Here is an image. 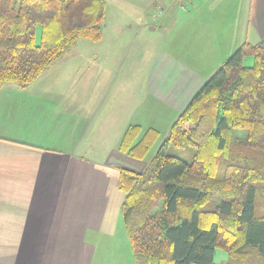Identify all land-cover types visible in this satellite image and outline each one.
<instances>
[{"label": "trees", "instance_id": "obj_1", "mask_svg": "<svg viewBox=\"0 0 264 264\" xmlns=\"http://www.w3.org/2000/svg\"><path fill=\"white\" fill-rule=\"evenodd\" d=\"M105 20L106 0H0V86H29L77 41L100 42ZM248 56L253 67L243 64ZM159 136L130 126L119 151L142 161ZM187 147L196 149L191 163L168 153ZM118 187L136 264H216L218 249L228 264H264V43L243 44L146 171L122 170Z\"/></svg>", "mask_w": 264, "mask_h": 264}, {"label": "crops", "instance_id": "obj_2", "mask_svg": "<svg viewBox=\"0 0 264 264\" xmlns=\"http://www.w3.org/2000/svg\"><path fill=\"white\" fill-rule=\"evenodd\" d=\"M128 6L138 15L132 25L122 21ZM110 11L112 27L135 25L146 38L164 30L175 47L199 40L202 56L218 51L222 39L218 65L245 43H264V0H106V20ZM105 29L100 42L79 40L66 53L77 55L66 62H91L88 68L77 61L64 65V55L29 86H0V264H117L98 259L99 251L111 252L99 238L115 235L113 211L125 198L118 187L122 170H136L142 162L121 153L119 144L128 127L142 125L107 117L106 110L101 118L114 131L96 121L84 76L91 70L101 76L94 62L119 59L87 54L89 44H103ZM204 76L194 74L169 107L182 114L206 84ZM77 77L78 87L71 85ZM99 84L101 93L104 82ZM127 247L125 260L136 264L130 242Z\"/></svg>", "mask_w": 264, "mask_h": 264}, {"label": "rangeland", "instance_id": "obj_3", "mask_svg": "<svg viewBox=\"0 0 264 264\" xmlns=\"http://www.w3.org/2000/svg\"><path fill=\"white\" fill-rule=\"evenodd\" d=\"M127 9L128 11L122 21L132 25L133 21L136 22L138 15H133L130 6ZM114 14L110 11L108 19L104 23L106 36L103 44H89L92 45V48L87 49V54L108 57L117 56L119 59H117L118 61L104 59L94 62L93 64L100 68L101 76L99 77V75L92 73L91 70V73H87L84 76L85 81L83 86L90 88L88 100L92 103L95 102L97 105V122L103 120L102 122L104 123L105 118H101V114L106 110L105 114L108 115L107 117H115L116 119L124 117V123L131 121L139 122L142 125V132L151 127L159 132L160 136L157 142L146 157L142 162H137L139 163L138 166L134 165L136 170L130 169L143 173L155 158L160 146L168 137L171 127L181 114L169 107V101L176 102L175 100L179 99V93H182L181 90L194 78V74L204 72L205 76L203 78H208V73L212 72L214 74L215 70L207 68V66H218L216 70H219L231 55L223 63H219L220 65H218V60L223 54L224 45L222 47V39L221 44L218 46V51L212 50L210 54L202 56L199 40L186 41L185 45L175 47L170 44V39H167L164 30L156 32L153 38H146L143 36L144 32L139 31L135 25L131 28L127 25H123L120 28L112 27L110 23L116 20L113 16ZM185 16L187 17L188 14ZM181 19L185 18L182 17ZM40 33L41 28L38 27V43L40 42ZM86 43L93 42L86 41ZM82 54L83 52L78 50V55L81 56ZM69 55H73V53L65 54L64 60H62L64 61V65ZM76 61L72 59V62L66 63L76 64ZM254 62L255 58L248 56L244 58L243 64L245 67H253ZM76 65L81 69H86L92 63L77 61ZM61 75L65 76V73ZM209 78L207 80L205 79L206 82ZM79 81V77L74 78L71 85L78 87ZM101 81L104 82V85L101 86L103 90L99 93L98 89L100 88L99 83ZM155 89H160L162 93H156L155 95ZM182 99L183 97L181 96L178 103H181L183 101ZM96 111H92V115H95ZM105 121L107 122V119ZM106 124L101 125L103 130L112 131L114 124ZM132 125L134 124L132 123ZM101 126L98 127L96 125V128L99 129ZM237 133L240 135L246 134L242 131H238ZM168 153L171 156L191 163L196 149L193 147L184 149L170 148ZM223 168L224 163L222 170ZM123 198L124 196L122 194L121 199L117 200L114 206L122 202ZM219 202L220 198L216 197L213 204L217 205ZM121 204H118L117 207L115 206L113 211L114 218L112 222L114 223L115 235L104 234L99 238L100 245L111 248V252L106 251L100 256L99 251L98 259L99 257H105L107 262L115 261L117 264H128L125 258L128 253L127 243H129V239L121 212ZM260 214L262 213L258 211V216ZM214 261L216 264H228V253L220 249L216 250Z\"/></svg>", "mask_w": 264, "mask_h": 264}]
</instances>
